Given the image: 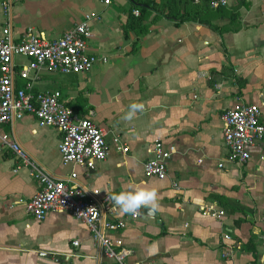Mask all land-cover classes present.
I'll return each instance as SVG.
<instances>
[{"label": "crops", "instance_id": "1", "mask_svg": "<svg viewBox=\"0 0 264 264\" xmlns=\"http://www.w3.org/2000/svg\"><path fill=\"white\" fill-rule=\"evenodd\" d=\"M232 5H239L235 32L192 21L176 25L164 10L151 12L146 33L138 36L127 26L142 7L132 0L108 6L101 0H0V25L9 26L15 40L29 27L57 39L84 16L92 17L87 51L106 62L86 74L42 69L30 79L33 92L58 90L77 117L105 129V161L88 172L63 165L61 133L39 127L30 114L1 132L55 179L76 171L90 198L156 190L157 217L133 218L118 210L115 220L125 227L107 233L131 250L129 264H264V140L240 165L227 161L222 137L223 114L239 103L260 104L264 124V0ZM156 14L160 18L151 22ZM213 23L229 25L228 19ZM26 63L15 57V71ZM15 84L23 88L26 81L16 78ZM132 103H142L144 110L130 122L122 120ZM155 141L175 148L163 181L143 173ZM18 166L0 146V264H114L86 225L69 214L51 212L40 222L27 215L24 203L39 186ZM207 208L222 215L205 216Z\"/></svg>", "mask_w": 264, "mask_h": 264}, {"label": "built area", "instance_id": "2", "mask_svg": "<svg viewBox=\"0 0 264 264\" xmlns=\"http://www.w3.org/2000/svg\"><path fill=\"white\" fill-rule=\"evenodd\" d=\"M232 1L211 0L210 8H225ZM101 2L108 6L112 0ZM4 7L7 9V4ZM135 14L138 15V12ZM91 20L90 15L84 16L71 30L53 40L36 34L31 27L15 40L11 28L0 25V146L15 156L19 162L17 169H28L29 175L39 186L37 193L24 203L28 216L40 222L51 212H65L86 225L106 259L114 264H129L131 250L120 240L113 241L107 235L108 232L125 227L123 222L115 220L119 208L108 200V195L101 199L90 198L78 182L76 171H72L65 179H55L15 141L1 132L5 125L30 114L39 127L53 128L61 133L58 151L63 165H72L88 172L97 163L105 161L108 155L105 129L95 125L89 118L77 117L65 104L58 90L33 92L30 79V73L42 69L60 75H79L89 73L98 61L105 63V58H98L87 51L92 37ZM15 57L27 60L18 71H15ZM16 78L26 81L23 88L16 86ZM92 115V111H89V116ZM260 119V104L239 103L223 114L222 137L228 150L229 163H246L250 159V148L264 140V124ZM113 142L122 153L128 151L118 137ZM174 153L173 146L164 147L160 141H155L148 149V158L143 164L144 175L159 181L165 180L166 163ZM174 186L177 187L175 183ZM90 208L94 210H88ZM202 214L219 218L222 212L207 208ZM224 239L229 240V235L224 236ZM72 245L77 247L78 242Z\"/></svg>", "mask_w": 264, "mask_h": 264}, {"label": "trees", "instance_id": "3", "mask_svg": "<svg viewBox=\"0 0 264 264\" xmlns=\"http://www.w3.org/2000/svg\"><path fill=\"white\" fill-rule=\"evenodd\" d=\"M142 7L138 10L137 17L132 15L129 17L127 26L128 30L134 31L138 36L145 34L147 28L145 22H148L151 12L163 13L168 11L166 15L168 19L180 25L183 22L192 21L197 24L208 27L209 29L222 33L232 31L235 32L239 28L238 10L239 5H230L225 8L211 9V0H132ZM160 18V15H155L151 22H155ZM228 19L227 27H218L213 22L216 20ZM69 107V106H68ZM71 108V107H70ZM72 109V108H71ZM73 110V109H72ZM74 112V110H73ZM75 114V112H74Z\"/></svg>", "mask_w": 264, "mask_h": 264}, {"label": "clouds", "instance_id": "4", "mask_svg": "<svg viewBox=\"0 0 264 264\" xmlns=\"http://www.w3.org/2000/svg\"><path fill=\"white\" fill-rule=\"evenodd\" d=\"M143 110L144 105L142 103H132L122 120L130 122L137 113ZM108 200L113 202L121 213L129 216L154 217L160 209L158 193L154 189L121 191L117 194L108 195ZM88 210H94V208Z\"/></svg>", "mask_w": 264, "mask_h": 264}, {"label": "water", "instance_id": "5", "mask_svg": "<svg viewBox=\"0 0 264 264\" xmlns=\"http://www.w3.org/2000/svg\"><path fill=\"white\" fill-rule=\"evenodd\" d=\"M154 217H157V214Z\"/></svg>", "mask_w": 264, "mask_h": 264}]
</instances>
